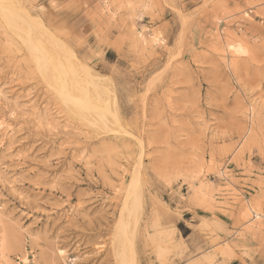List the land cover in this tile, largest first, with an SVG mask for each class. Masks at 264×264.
<instances>
[{"label": "rangeland", "instance_id": "1", "mask_svg": "<svg viewBox=\"0 0 264 264\" xmlns=\"http://www.w3.org/2000/svg\"><path fill=\"white\" fill-rule=\"evenodd\" d=\"M0 2V264H264V0Z\"/></svg>", "mask_w": 264, "mask_h": 264}, {"label": "bare ground", "instance_id": "2", "mask_svg": "<svg viewBox=\"0 0 264 264\" xmlns=\"http://www.w3.org/2000/svg\"><path fill=\"white\" fill-rule=\"evenodd\" d=\"M8 2H10L12 5L14 3L13 0H8ZM20 13H19L17 8H16V10L12 9L10 7L3 5L0 2V14L8 22V25L12 29L19 30L21 28L22 30H24L25 27L23 25L27 26L29 29L30 24H29L28 20L26 18H24V16H22ZM29 30L30 31H28V36H29V42L31 43V47H30L31 53H32L36 63L38 65H41L43 60L48 57L47 55H45V54L43 55V53H42L44 44L41 41L34 40L33 39L34 33H31V31H32L31 29H29ZM43 35L49 41H51V48H52V51L54 53L53 54L54 56H52L53 58H51V60L54 61V65L52 66V68H53L52 71L53 70L58 71L57 74L59 73V75H60L61 79H60L59 87L62 88L66 92L64 98L69 100V101H73V100H75L76 95L78 96L79 94L84 92V87H81V84H80L79 80L77 79L76 70L71 65L64 64L63 60L60 59V57H61L60 55H62V54H59L58 52H62V50H60V48L56 45L54 38L51 35H49V33L45 32V30L43 31ZM57 53H58L59 57L57 56ZM48 58L50 60V57H48ZM43 72H44V74H46V76H49V73L47 72V70H43ZM61 73H62V75H61ZM106 106H107V104H106ZM89 109H90L89 111H92V113H94L95 115H97V116L100 115L99 123L104 129H107L108 126H107L106 121H105L106 119H105V116H103V113L100 110V108L98 106H93L91 104ZM122 229H124V228H122ZM122 231H124V230H122ZM122 234H124V232Z\"/></svg>", "mask_w": 264, "mask_h": 264}]
</instances>
